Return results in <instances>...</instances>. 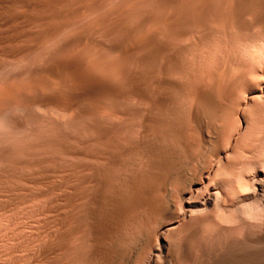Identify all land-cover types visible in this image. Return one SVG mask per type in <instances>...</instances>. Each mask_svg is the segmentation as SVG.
Here are the masks:
<instances>
[{
    "label": "rangeland",
    "instance_id": "obj_1",
    "mask_svg": "<svg viewBox=\"0 0 264 264\" xmlns=\"http://www.w3.org/2000/svg\"><path fill=\"white\" fill-rule=\"evenodd\" d=\"M216 2L220 3L221 6H219L220 4L214 5V3ZM229 2V0H209L208 5L210 6L207 5L205 9L198 10V8H191L189 12H191L192 15L191 13L187 12L185 13V15L188 16L189 14L188 17H184L183 14L181 17L175 20L174 28H172L170 31L157 32L155 35V42L160 47V51L158 52V55H156L158 56V58L161 56L162 58H159V60L157 57H154V65L156 67H149L147 62V56H150L152 54V52L149 53V51H152V49L137 50L125 57L128 61V69H130L136 76L135 84L138 82L136 84V88L137 91H139L138 93H141L139 97L131 94L129 89L130 87H126L125 93L119 98L117 97L113 101L108 98H101L97 103H94L90 100L83 101L79 103V105L73 111L67 114L57 113L51 107L42 108L47 110H42L41 108H31L24 115L20 113H14V116L18 118L20 116V118H23L24 123L23 127L21 128L23 130L19 129L14 131L12 133L13 135L10 134L11 140H8L7 138L8 141H5V143L1 146L2 149L0 148V152L3 151L2 153H0V162L2 163H0V264H149V261L151 259V254H149L151 253V245L154 244L153 241L155 240V236H157L158 234L157 230L159 229L160 225L166 221H173L175 219L177 220L181 216V185L177 178L174 176L173 172L174 170H178L182 166L181 164L183 162H180V160L184 161V154L182 152V149L175 146V144L173 142H170V140L164 141L163 139H160V132L164 129H167L173 122H175V118L177 119L179 117H186L193 106L194 93L196 91L206 92L210 89V87L211 89L209 91H211L212 89H214V87L216 88L217 86L213 85L214 83H219V86H217L216 88L217 91L221 88L218 91V94L215 89L213 90L214 97L217 95L215 98L219 105V111L216 116L220 117V115L223 114L222 119L224 120L222 121L224 123L222 121L220 122L221 117L219 119L216 117V120L218 119L217 123H219L217 124L219 126L218 127L214 122L215 118L212 120L213 127L209 129V133L210 135H212L211 141L209 142L211 144H208L209 146H206L208 150L206 149L205 151H203V153L197 151L198 136L197 134H195L193 126L190 127V124L186 125L185 139L187 142H194L193 145L195 144V148L193 149L192 154L194 158H198H195V161L190 165V169L191 171H195L200 163H204V166L216 163L215 165L218 167L215 174L216 176L214 175L210 179V183L220 184L223 190L222 197L223 199L225 198L223 201L227 204L225 205L224 203L225 209L222 208L223 212H226V215L228 216V214L230 215L232 211V218L235 219L236 217H238L239 219L236 218L234 222L232 218L227 219L226 215V218H224L220 210L219 213L217 212L218 210H213L214 213H218L219 215H221L217 216L218 214L214 213L211 215L213 211H208V213L206 212L207 214H205V212L201 213L205 214L203 216L194 214L193 216H191V218L187 217L181 220L177 225V229L174 230L173 233L170 232L165 235L166 239L169 238L168 241L171 242L170 263L264 264V184L258 192L257 197H246V195L252 188L251 186L254 185V182L261 179L262 173H264V99H258L259 101H257V99H252L249 101L246 107H238L239 102H241L247 96V88L254 85L259 71L264 69V0L262 2L261 0H232L230 3ZM227 3H229V6H227ZM262 3L263 5L261 6ZM257 5L259 7H256ZM243 6H247L248 8L246 11L239 14L237 21H239L240 23L238 22V24H236L234 20L233 23H231L229 20L232 21L233 19V17H231L232 12H230L229 15L228 8L229 10H239ZM215 8H226L224 10H227L226 14L228 13V15L223 14V16H228L230 18L228 20L229 25H233H231L229 28L227 27L229 26L226 21L228 17H225V20L224 17L222 18L218 16L216 22L214 20L216 18L215 13L217 11L215 10ZM257 10L259 11L257 12ZM6 11L11 10L8 9ZM260 16L262 18H260ZM195 18L197 19L198 23H195ZM208 19L210 20V22ZM124 20L125 22L126 20L129 21L128 19ZM203 21H206L207 23H204ZM212 22L214 24L216 23L217 25L215 24V26ZM223 23H226V25ZM128 24L126 25L129 26ZM241 24L244 26L242 27ZM127 26L123 27L127 28ZM178 26L180 27V29ZM190 27L191 30L188 29ZM224 29L226 30L223 31ZM228 29L229 31H227ZM230 32L232 33V35L234 34V36H232ZM97 33L95 34V39L98 40L99 38L98 42H100L104 47L109 46L111 42L113 43L114 41H117L119 37L118 35H115L116 32L114 34L112 33L108 37L103 36L100 31H98ZM204 34L209 38V40L206 36V38L203 37ZM116 36L118 37L116 40H114ZM106 39L108 40L107 42ZM206 39L208 41L205 42ZM218 40L222 43L218 42ZM58 42L59 41L57 40L55 42H52L53 45L49 43L51 46L46 45L38 53H36V55L34 54L35 56L33 55V57L35 59L31 57L32 64L39 65V63L42 62V59L54 49L55 45ZM192 42L197 45L194 46ZM190 43H192V46H194L193 49H191V51L194 50L192 51L193 53H190L189 50V48H191ZM214 43L217 44L215 45ZM219 43L221 44V47ZM183 44L188 48H186ZM211 44L213 45L212 47ZM241 44L242 46H240ZM254 46L256 48H254ZM175 49H180V51H176ZM253 49L257 52H255ZM181 50L183 51V53ZM195 50L197 52H195ZM245 50L247 51L245 52ZM171 51H176L175 53H173L176 56L172 55ZM179 52L183 55H181L182 58L179 57ZM194 52L196 53L197 57L194 56ZM243 53L245 55H243ZM192 54L193 56H190ZM210 54H212V56ZM171 57L174 58V63L177 62L173 66H171V64L173 63L170 62ZM253 58L255 60H253ZM165 59L167 60V62ZM157 60L161 62V65ZM260 60H262L263 62ZM194 61L195 63L193 64ZM162 62L165 67V72L167 71L169 73H161L160 67L163 66ZM252 62H256V64ZM203 63L206 64L204 65ZM215 63H217L218 66L220 65V67H218ZM202 64L205 66V69ZM207 65L208 68H211L212 66V69L210 71L207 68ZM213 65L216 66L217 69ZM206 68L208 69V71H206ZM216 71L219 74H217ZM187 73L190 75L193 73L191 77L195 80L189 77V75L187 77ZM194 73L196 76L194 75ZM207 73L210 74H208L210 76L208 78ZM166 74H169L170 76H167ZM220 74L221 77H219ZM110 75L111 74L107 75L109 83L113 85H115V83L118 84V78L112 74L114 78H116L115 80H112L114 78H112L113 76H111V79ZM214 75H217L220 79ZM163 77L167 79L168 77H170L171 79H168L169 81L166 79L169 84L165 87H161L158 85V82ZM214 77L217 78L214 79ZM137 78H139V80ZM211 78H213L214 80ZM141 79L143 80V82L141 81ZM190 80L194 82H196L197 80V82H193L192 86L189 87L192 83ZM212 80L213 83L211 82ZM177 81H179V84ZM140 83H142L143 86ZM3 84H5V80L0 78V85ZM194 84H197L196 86L198 87L200 86V89L198 87L195 88ZM183 85L186 87H183ZM221 86H223V88ZM140 87H142L143 89ZM178 87L180 88V91H178ZM171 89H174V91H171ZM181 91H185L184 94ZM105 103L107 105H104ZM110 105H112L117 110L118 114L111 115L108 113V108L110 107ZM176 107H179V110ZM83 109L97 110L99 113L98 119L94 120L91 116L88 115L75 117ZM103 109H106V111H104ZM237 111L238 114L236 115ZM220 112L221 114H219ZM142 115H148L153 121L152 127L147 132H144L140 126V120L143 117ZM178 115L179 117H177ZM152 117L155 118L153 119ZM154 124L159 127L161 125L162 127L159 128L157 126H154ZM239 125L241 126L239 127ZM26 126L28 127L26 128ZM23 131L25 132V134ZM213 131L216 133H214ZM18 133H20L21 135ZM34 133H37L39 136L37 134L35 135ZM150 133L153 135H150ZM154 133L157 135L156 137ZM193 134L196 135L194 137L197 138L194 139L192 136ZM15 135H17L18 137ZM29 137H32L33 139ZM15 138H19V141L15 140ZM153 138H156L155 141L153 140ZM13 140H15L16 142H13ZM11 141L14 143V145ZM26 142L28 144H25ZM31 142L37 144L34 146L32 143L31 146H29V143ZM153 142L157 144V146L161 145V148H159L163 152H159V148L155 144H153ZM148 143L151 144L149 145ZM9 144H11V146ZM164 145L166 147H163ZM12 146L15 147L12 148ZM212 148L214 151L212 150ZM226 148L229 149V152L227 156L222 159V161L224 160L223 164L226 165H222V161H220L219 159L215 160L216 157L214 152L216 149L223 150ZM22 150L24 151V153H22ZM154 150L155 152H153ZM156 152H159V154L162 153L164 155L165 158L163 159V162H159V157ZM178 153H180V155ZM22 156L24 157V159ZM32 157L35 159H32ZM97 158H99V160ZM212 158H215L214 161ZM156 159L158 162L155 161ZM209 159H211L212 161H210ZM6 160L8 163L5 162ZM133 160L135 165L133 163ZM14 164H17L15 165L17 168L13 166ZM22 165L25 166L20 168V166ZM81 165L83 167H81ZM165 165H167V167ZM194 165L195 167H193ZM221 165L222 167H220ZM32 166L34 168H32ZM223 166H226L225 170ZM221 168L223 169V172ZM15 170L17 172H15ZM139 171L141 172V174L139 173ZM102 173L104 175H102ZM130 173H132L131 176ZM134 175H136V177H132ZM141 175L142 177H140ZM109 176L114 178H111ZM89 179L92 180L90 181ZM94 179H97L98 181H95ZM164 181L167 183V195L172 200H178L177 203L176 201L174 202L175 207L173 210H171L166 216H162L160 214L150 216L144 211L142 212L141 210L137 213L136 217H133L131 220L122 223L119 227L108 232L102 239L100 247L97 246L92 233V225L94 219L100 216L97 211L96 203L94 201L97 195L96 192H101L103 195L105 194L104 196L106 197H116L124 193L128 185L131 183H147L150 185V183L152 182L150 185L153 188L151 196L160 202L161 208H164V203L166 202L167 198V195L164 196V193L161 190V183ZM93 183L95 184V188ZM248 186H250V188ZM247 187L249 188V191H247ZM83 189L86 191H84ZM89 192H92V195ZM88 195H90V197H88ZM236 196H242L244 198H242V200L237 203L235 202ZM241 209H243L244 211ZM225 210L230 211L228 213ZM233 211L236 213L233 214ZM144 213L146 215H144ZM145 218L148 220L145 224H143L141 220ZM66 228L69 231L65 230ZM66 231L67 233H69L68 235ZM154 234L155 236H153ZM149 236L151 238H149ZM136 238H139V240ZM148 238L150 241L147 240ZM68 240L69 243L67 242ZM142 241H144L145 245L142 244ZM139 242L142 243L140 244ZM138 244H140V246ZM136 246L142 247L137 248ZM147 248H149V250ZM137 249H139V251ZM62 250H65L66 252ZM224 255L226 257H224ZM161 260L162 259H157L158 264H160L159 262ZM156 263L157 262H155V264Z\"/></svg>",
    "mask_w": 264,
    "mask_h": 264
},
{
    "label": "bare ground",
    "instance_id": "obj_2",
    "mask_svg": "<svg viewBox=\"0 0 264 264\" xmlns=\"http://www.w3.org/2000/svg\"><path fill=\"white\" fill-rule=\"evenodd\" d=\"M208 1L209 0H0V60H1V62H0V78L5 80V84L0 85V148L5 143V141H8L10 139V134H12L14 131L19 130V129H21L23 127V123H24L23 118H20V116H19V118L14 116V113H18V114L20 113V114L24 115L31 108H37V109L41 108L42 109V108H46V107H51L57 113L67 114V113L73 111L79 105V103H81L83 101L90 100V101H92L94 103H97L98 100H100L101 98H108V99H111L113 101L114 99H116L117 97L119 98L120 96H122L125 93V88L126 87H130L129 89H130L131 94L139 97L141 93L139 94L138 93L139 91H137V88H136V84L138 83L137 82L135 84L136 76L130 69H128V67H127L128 66L127 65L128 61H127V59L125 57L128 56L129 54L133 53L134 51H137V50L152 49V51H149V53L152 52V54L150 56H147V62H148V66L149 67L155 66L154 65L155 64L154 57L158 58L157 55H158V52L160 51V47L155 42L156 33L159 32V31H163V32L170 31L172 28H174L175 20H177L183 14H184V17L187 16V15H185V13L189 12L191 10V8H193V9L194 8H198V10L199 9H205V7H207V5H208ZM215 1H217V0H215ZM229 1L231 2L232 0H229ZM255 1H258V0H255ZM262 1L263 0H261V2ZM229 3H227V6H229L228 5ZM215 4L217 5V4H220V3L216 2V3H214V5ZM232 4H230V5H232ZM262 5H263V3L261 4V6ZM208 6H210V5H208ZM219 6H221V4ZM231 7H233V6H231ZM256 7H259V6L257 5ZM236 8H237V5H236ZM247 8H248L247 6H243L239 10L233 9L234 11L233 10H229V8H228L229 15H230V12H232V16H231V17H233L232 21L229 20L230 18L228 16H225V17H228L227 20L223 16V14H226L227 10H224L226 8H224V9H221V8L220 9H216L215 8V10H217V11L215 13L216 14V18L214 20L216 21L217 17L220 16L222 18L223 17L225 18V20L227 21L228 25H229L228 22L230 21L231 23H233V20L235 21L236 24H238L239 21H237V20H238L239 14L241 12L246 11ZM8 9L11 10V11H6ZM259 10H257V12ZM205 11H207V10H205ZM208 11H209V8H208ZM189 13H191V12H189ZM191 15H192V13H191ZM226 15H228V13ZM244 15H245V13H244ZM188 16H189V14H188ZM251 16H253V15H251ZM260 18H262V17L260 16ZM124 19H128L129 21L126 20V22H125ZM208 20H207V22H208ZM255 20H256V18H255ZM240 21H242V20H240ZM196 22H197V19L195 18V23ZM203 22L205 23L206 21H203ZM209 22H210V20H209ZM126 24H128L129 26H127ZM223 24L226 25V23H223ZM223 24H222V26H223ZM122 25L123 26H127V28L123 27ZM218 25H220V24H218ZM231 25H233V24H230L227 27L229 28ZM243 26L244 25H242V27ZM231 28H233V27H231ZM179 29H180V27H179ZM188 29L191 30V27L188 28ZM190 30H189V32H190ZM225 30L226 29H224L223 31H225ZM98 31H100L102 33V35L105 36V37H108L112 33L114 34L116 32L115 35H118L119 37L116 36V38L114 40H116L117 37H118V40L114 41L113 43L111 42V44L109 46L104 47L100 42H98L99 38H98V40L95 39V37H96L95 34ZM176 31H180V30H176ZM182 31H183V29H182ZM227 31H229V29ZM232 31H233V29H232ZM263 32H264V30H263ZM97 34H99V33H97ZM236 34H238V33H236ZM231 35H232V33H231ZM238 35H240V34H238ZM205 36L206 35L204 34L203 37H205ZM232 36H234V34ZM235 38H236V36H235ZM102 39H103V37H102ZM102 39H100V40H102ZM56 40L59 41V42L55 45L54 49L42 59V62L39 63V65L32 64L31 57H33L34 54L36 55V53H38L44 46L50 45V44L53 45L52 42H55ZM201 40H202V37H201ZM208 40H209V38H208ZM208 40L206 39L205 42L208 41ZM219 40H218V42L222 43ZM107 41L108 40L106 39V42ZM214 41H215V39H214ZM209 42H211V41H209ZM192 43H190V45H191V48H189L190 53H193L192 51H194V50L191 51V49H193V47L197 45V44L195 45L193 43L194 46H192ZM220 43H219V45L221 47ZM212 46L213 45L211 44V47ZM240 46H242V44ZM185 47L188 48L187 46H185ZM200 48H201V46H200ZM225 48H226V45H225ZM252 48H253V46H252ZM254 48H256V47L254 46ZM243 49H245V48H243ZM49 50H51V49H49ZM178 50L180 51V49H178ZM178 50H176V51H178ZM246 51L247 50H245V52ZM254 51L257 52L256 50H254ZM175 52L171 51L172 55H174L173 53H175ZM195 52H197V51L195 50ZM182 53H183V51H182ZM185 54H187V53H185ZM181 55L182 54L180 53L179 57H181ZM210 55L212 56V54H210ZM243 55H245V54L243 53ZM252 55H253V53H252ZM255 55H256V53H255ZM174 56H176V55H174ZM190 56H193V54L190 55ZM194 56L197 57L196 53L194 54ZM129 58H131V57H129ZM159 58L161 59L162 56L159 57ZM193 60H195V59H193ZM253 60H255V59L253 58ZM162 61H164V60H162ZM260 61H262V60H260ZM158 62H160V61H158ZM166 62H167V60H166ZM166 62H164V63H166ZM170 62L173 63V64H171V66H173L174 64L177 63V62L174 63L175 61H174L173 57L170 58ZM194 63H195V61L193 62V64ZM252 63L256 64V62H252ZM215 64L218 66L217 63H215ZM129 65H131V64H129ZM160 65H161V62H160ZM162 65H163V62H162ZM165 65H167V64H165ZM209 66H211V65H209ZM261 66H259V67H261ZM214 67L216 68V66H214ZM218 67H220V65ZM207 68H208V65H207ZM204 69H205V66H204ZM208 69L210 71L212 69V66H211V68H208ZM208 69L206 71H208ZM182 70H184V69H182ZM160 71H161L162 74L167 72V71L165 72L164 65L160 67ZM168 71H169V69H168ZM203 72H204V70H203ZM212 72H215V71H212ZM167 73H169V72H167ZM209 73H207V75ZM216 73H217V71H216ZM108 74H111L110 78H111V76L115 75L118 78V81H119L118 84L115 83V85H113V84L109 83V81L107 79V75ZM184 74H186V73H184ZM217 74H219V73H217ZM188 75H189V77H191L193 75V73L191 75L187 73V77H188ZM194 75H195V73H194ZM209 75L207 76V78L210 77ZM214 76H217V75H214ZM219 77H221V74H220ZM225 77H223V78H225ZM112 78H114V76ZM139 78H137V79L139 80ZM216 78L214 77V79H216ZM115 79L116 78H114L112 80H115ZM166 79L167 78L163 77L158 82V85L161 86V87L167 86L169 84L168 81L171 80V79H170V77H168V79H169V80L167 79L168 81ZM211 79H213V78H211ZM193 80H195V79H193ZM213 80L211 81L212 83H213ZM141 81L143 82L142 79H141ZM190 81L192 83L190 84L189 87H191L193 82H194L192 80H190ZM177 82L179 84V81H177ZM196 82H197V80H196ZM196 82H194V83H196ZM150 83H152V82H150ZM140 84L142 85V83H140ZM187 84H188V82H187ZM218 84L214 83L213 85L219 86ZM148 85H150V84H148ZM196 85L194 84L195 88L198 87ZM217 86H216V88H217ZM149 87H151V86H149ZM153 87H156V86H153ZM183 87H186V86L183 85ZM221 87L223 88V86H221ZM140 88H142V87H140ZM144 88H145V86H144ZM195 88H194V90H195ZM216 88L214 87L215 90H216ZM192 89H193V87H192ZM210 89H211V87H210ZM214 89H212L211 91L207 90L206 92L196 91L194 93V96H193V100H194L193 106H192L191 110L189 111V113L187 114V116L186 117H179V115H178L177 117H179V118H177V119L175 118V120H176L175 122H173L167 129H164V130H162L160 132V135H159L160 139H163L164 141L165 140H170V142H173L175 144V146L181 148L182 152L184 154V161L180 160V162H183L182 164L180 163L182 166L180 165L181 167L178 170H174V172H173L174 176L177 178V180L180 182V185H181V190H180V195H181V204H180L181 205V208H180L181 209L180 210L181 213H180V215L181 216L177 220L175 219L173 221L170 220V221L163 222L160 225L159 229L157 230V232H158L157 236H155V234L153 235V236H155V238L153 237L155 240L153 241L154 244L151 245L152 246L151 253H149V254H151V256H150L151 259L149 261L150 262L149 264H155V262H157L156 264H158L159 260L157 261V259H162L161 260L162 262L161 261L159 262L160 264L161 263L162 264H171L170 263L171 262V244H170L171 242L168 241L169 238L166 239L165 235H167V233H170V232L173 233L174 230L177 229V225L179 224V222L181 220H183V219H185L187 217L191 218V216H193L194 214H199V215L203 216V215L207 214L208 211H213V210H218L217 211L218 213L221 211L222 216H224V218L227 217V219L232 218V216H233L232 215V211H231L230 215L228 214V216H227L226 215L227 213L226 212L224 213L223 210H222V208H224V203L225 202L223 200L225 198L223 199V197H222L223 190H222L220 184H218V183L217 184L210 183V179L217 172V168L218 167L215 165L216 163L214 162L215 164L212 163V164H209L208 166H204V163H200V165H198V167H197V169L195 171H191L190 165L195 161V158L196 159H198V158L197 157L194 158V156L192 154V151L195 148L194 147L195 144L193 145L194 142L190 143V142H187L186 139H185L186 138L185 137L186 125L190 124V127L193 126L194 132L198 136V139H197V141H198L197 149L198 150L197 151H200V152L203 153V151H205L207 149L206 146L208 144L209 145L211 144L209 142L211 141V136L212 135H210L209 129L213 127L212 126V120L215 118L214 122H215L216 125L219 124V123H217V120L220 117H221L220 122L222 120H224V119H222V115L223 114L220 115V117L216 116L218 111H219V105H218L217 100L215 98L217 95L214 97V94H213V90ZM176 90H177V88H176ZM171 91H174V89L173 90L171 89ZM178 91H180L179 87H178ZM186 91H188V90H186ZM218 91H217V94H218ZM223 91H225V90H223ZM181 92L184 94L185 91H181ZM189 92H190V90H189ZM246 94H247V96L241 102H239V104H238L239 108L246 107L248 105L249 101L252 100V99H257V101H259L258 99H264V69L259 71L258 77L255 80L254 85H252L251 87L247 88ZM179 95H181V94H179ZM218 96H220V95H218ZM261 101H263V100H261ZM114 102H116V101H114ZM106 103L104 105H107ZM188 105H190V104H188ZM42 110H47V109H42ZM49 110H51V109H49ZM103 110L106 111V109H103ZM178 110H176V111H178ZM160 112H162V111H160ZM108 113L111 114V115L118 114L117 110L112 105H110V107L108 108ZM219 114H221V112ZM237 114H238V111L236 112V115ZM69 115H71V114H69ZM87 115L91 116L94 120L98 119V117H99V113L95 109H83L75 117L87 116ZM139 116H140V114H139ZM216 117L218 118L217 120H216ZM31 118H33V117H31ZM152 118L154 119L155 117H152ZM124 119H126V118H124ZM121 123H123V122H121ZM26 124H27V122H26ZM152 124H153V121L150 119V117L148 115L143 116L141 118V120H140V126H141V128H142V130L144 132H147L148 130H150V128L152 127ZM30 125H31V120H30ZM154 126H157V125L154 124ZM164 126H165V124H164ZM240 126L241 125H239V127ZM27 127L28 126H26V128ZM157 127H159V126H157ZM160 127H162V126L160 125ZM21 130H23V129H21ZM237 132H238V130H237ZM214 133H216V132H214ZM18 134H20V133H18ZM24 134H25V132H24ZM150 135H153V134L150 133ZM15 136H17V135H15ZM156 136L157 135L155 134V137ZM192 136H193L194 139L197 138V137H194V136H196L194 134ZM215 137H216V135H215ZM7 138H8V140H7ZM29 138H32V137H29ZM12 139H14V138H12ZM18 139L19 138H17V139L15 138V140H18ZM155 139L153 138L154 141H155ZM15 140H13V142H16ZM21 141H24V140H21ZM158 142H160V141H158ZM32 143L33 142L29 143V146H31ZM34 143H35V141H34ZM34 143H33V145L35 146L37 143L36 144H34ZM151 143H148V144L150 145ZM231 143H230V145H231ZM25 144H28V143L26 142ZM153 144H155V143L153 142ZM164 144H165V142H164ZM9 145L11 146V144H9ZM9 145H8V147H9ZM13 145H14V143H13ZM155 145L157 146V144H155ZM162 145H163V142H162ZM25 146H27V145H25ZM29 146H27V147H29ZM160 146L161 145H159L157 147L159 148ZM5 147H6V144H5ZM14 147L12 146V148H14ZM163 147H166V146L164 145ZM34 148H32V149H34ZM160 148H159V152L162 151V150H160ZM141 149H142V147H141ZM4 150H5V148H4ZM28 150H29V148H28ZM212 150H213V148H212ZM2 152H0V153H2ZM122 152H124V151H122ZM153 152H155V150ZM159 152L158 153L156 152L158 157H159L158 160H159V162H161V161L163 162V159L165 157H164V155L162 153L159 154ZM228 152H229L228 148L223 149V150L216 149L215 152H214L216 159L215 158L214 159L215 160L219 159L220 161H222V159H224L227 156ZM22 153H24L23 150H22ZM19 154H21V153H19ZM178 154L180 155V153H178ZM115 155H116V153H115ZM1 156H2V154H1ZM11 156H12V154H11ZM40 156H41V154H40ZM23 159H24V157H23ZM26 159H27V157H26ZM32 159H35V158L32 157ZM97 159L99 160V158H97ZM151 159H152V157H151ZM214 159H213V161H214ZM2 160H4V159H2ZM13 160H14V158H13ZM134 160H133V163H134ZM209 160L212 161L211 159H209ZM155 161H157V159ZM223 161H222V165H226V164H223L224 163ZM5 162H7V160ZM40 163H42V162H40ZM79 163H81V162H79ZM110 164H111V162H110ZM117 164H118V162H117ZM15 165H17V164H14L13 166H15ZM134 165H135V163H134ZM147 165H149V164H147ZM222 165L220 167H222ZM23 166H25V165L20 166V168L23 167ZM165 166L167 167V165H165ZM81 167H83V166L81 165ZM193 167H195V165ZM225 167L226 166H223L224 170H225ZM15 168H17V167L15 166ZM24 168H26V167H24ZM32 168H34V167L32 166ZM145 169H147V168H145ZM16 170H15V172H17ZM88 170H90V169H88ZM140 171H139V173L141 174ZM88 172H90V171H88ZM222 172H223V169H222ZM168 173H169V171H168ZM13 174H15V173H13ZM128 174H127V176H128ZM131 174L132 173H130V176H131ZM102 175H104V174L102 173ZM111 176H109V177H111ZM132 177H136V175H134ZM140 177H142V175ZM18 178H19V176H18ZM89 178H90V176H89ZM111 178H114V177H111ZM81 179H79V180H81ZM110 181H111V179H110ZM85 182H87V181H85ZM151 183H150V185H151ZM263 184H264V173H262V178L261 179H259L258 181L254 182V185L251 186L252 188L250 189V191H249L250 186H248L249 188L247 187V191H249V192L246 195V197H248V198L257 197L258 196V192L263 187ZM150 185L147 184V183L146 184H134V183L132 184L131 183V184L128 185V187H127V189L125 190L124 193H122V194H120V195H118L116 197H106V196H104L105 194L103 195L101 192H98V193L96 192L97 195H96L94 201L96 203L97 211H98L100 216L94 219V222H93V225H92V233H93L94 240L97 243V246L100 247L102 239L104 238V236L108 232H110V231L114 230L115 228L119 227L122 223H125V222L131 220L133 217H136L137 213L139 211H141V210H142V212L144 211L145 213H147L150 216L159 215V214L162 215V216H166L171 210L174 209V207H175L174 206V202L176 201V203H177L178 200H172L167 195V183L164 181V182L161 183L162 187L160 186L162 192L164 193V196L167 195L166 202L164 203V205H165L164 208H161L160 202L157 199H155L154 197L151 196V193L153 192L152 191L153 188ZM94 188H95V184H94ZM239 188H241V187H239ZM84 191H86V190H84ZM238 191H240V190H238ZM89 193H91V195H92V192H89ZM94 196H95V194H94ZM164 196H163V198H164ZM88 197H90V195H88ZM242 198H244V197L236 196L235 197V200H236L235 202L238 203L240 200H242ZM85 200H86V198H85ZM74 201H76V200H74ZM225 205H227V204L225 203ZM230 209H231V207H230ZM241 210H243V209H241ZM225 211H227V210H225ZM229 211L230 210H228L227 212L229 213ZM236 211H237V209H236ZM72 212H74V211H72ZM204 212H205V214H201V213H204ZM145 213H144V215H146ZM213 213H214V211L211 213V215ZM218 213H214V214H218ZM234 213H236V212L233 211V214ZM220 215L218 214L217 216H220ZM225 215H226V217H225ZM254 215H256V214H254ZM236 218H238V217H236ZM249 218H250V216H249ZM235 219H233L234 222H235ZM79 220H80V218H79ZM147 220L148 219L145 218V219L141 220V222L143 224H145L147 222ZM80 223H81V221H80ZM221 224H222V222H221ZM223 225H224V223H223ZM225 225H226V223H225ZM231 225H233V224H231ZM238 225H240V224H238ZM65 230L69 231L67 228ZM67 231H66V233H67ZM82 231H84V230H82ZM88 231H89V229H88ZM68 234L69 233H67V235ZM142 235H143V233H142ZM168 236H169V234H168ZM146 237H148V236H146ZM149 238H151V237L149 236ZM149 238L147 239L148 241H150ZM136 239L139 240V238H136ZM141 239H142V236H141ZM177 241H178V239H177ZM67 242L69 243V240ZM142 242L141 243L144 244V241H142ZM140 244H138V245L140 246ZM172 245H173V243H172ZM63 246H65V245H63ZM139 246L138 247L136 246V247L137 248H141L142 247V246L141 247H139ZM61 247H62V245H61ZM247 247H249V246H247ZM135 248H133V249H135ZM67 249H68V247H67ZM147 249L149 250V248H147ZM137 250L139 251V249H137ZM62 251H65V250H62ZM73 254H75V253H73ZM76 254H77V252H76ZM182 255H184V254H182ZM224 257H226V256L224 255ZM79 258H81V257H79ZM261 259H260V261H261ZM173 260H175V259H173Z\"/></svg>",
    "mask_w": 264,
    "mask_h": 264
}]
</instances>
